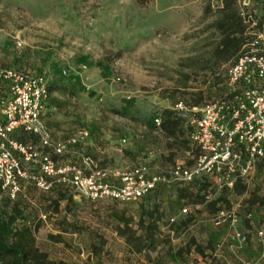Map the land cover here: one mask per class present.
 Wrapping results in <instances>:
<instances>
[{
    "label": "rangeland",
    "instance_id": "1",
    "mask_svg": "<svg viewBox=\"0 0 264 264\" xmlns=\"http://www.w3.org/2000/svg\"><path fill=\"white\" fill-rule=\"evenodd\" d=\"M233 1L247 24L245 40L263 32L264 0ZM222 6L223 0H0V67L45 77V131L64 139L87 128L83 147L97 167L170 165L184 158L186 144L152 123L174 114L177 100L200 105L222 90L227 64L200 70L206 45L219 39L214 21ZM191 186L168 185L119 202L25 185L15 200L0 195V207L13 217L10 238L24 245L29 264H264V237H256L248 219L264 214V157L232 189L208 180ZM179 204L194 215L183 227L169 221ZM227 207L249 235L239 249L228 230L210 223Z\"/></svg>",
    "mask_w": 264,
    "mask_h": 264
},
{
    "label": "built area",
    "instance_id": "2",
    "mask_svg": "<svg viewBox=\"0 0 264 264\" xmlns=\"http://www.w3.org/2000/svg\"><path fill=\"white\" fill-rule=\"evenodd\" d=\"M224 72L217 97L200 105L177 100L172 106L187 141L182 160L154 167L140 162L118 169L96 166L83 147L90 137L87 128H77L64 139H53L45 131L41 115L49 92L44 76L0 67V195L15 200L24 196L25 185H32L42 192L60 188L90 201L132 202L159 185L183 186L199 178L219 190L232 189L237 181L249 179L264 157V31L246 40ZM115 81H122L121 76ZM160 123L155 117L157 128ZM16 132L31 134L35 141H22ZM188 213L186 205L180 206L170 224ZM210 223L228 230L237 249L249 241L233 207L217 209ZM251 225L262 239L264 214L259 221L252 217Z\"/></svg>",
    "mask_w": 264,
    "mask_h": 264
},
{
    "label": "trees",
    "instance_id": "3",
    "mask_svg": "<svg viewBox=\"0 0 264 264\" xmlns=\"http://www.w3.org/2000/svg\"><path fill=\"white\" fill-rule=\"evenodd\" d=\"M258 2L259 1H257V3ZM220 12V15L214 21V27L219 32V39L216 42L208 43L206 47L209 45L210 47L206 48L200 55V59L202 62V65H200V70L202 71L207 70L213 72L215 71V69L219 68V66L233 62L238 56L242 45L246 42L244 33L247 24H245L244 22L245 19L239 15V9L235 5V2L233 0H223V6L220 8ZM224 73L223 79L225 75ZM47 88L48 92L50 93V87L48 85ZM48 100L49 95L46 104L48 103ZM152 126L157 128L154 123H152ZM157 129H159L166 137H181V141L184 142V144H186L187 142L184 138V131L181 121L173 114L171 110L164 114V117L161 119L159 128ZM185 148H187V145L185 146ZM203 181H207V179H195L190 184L183 186L185 188L186 186H189V188L191 189V185L194 186ZM165 186L168 185H159L150 193L158 191ZM60 191L62 190L60 189ZM150 193H148L146 196H148ZM180 206H182V204L177 205L176 213ZM252 216L253 215L251 214V217L248 219H251ZM190 217H194V215L189 212L186 216L181 218L179 217L174 225L183 227L186 219ZM12 218L13 217H11V215L9 216L7 212H5L0 207V264H27L29 257L24 245L20 241L11 240L10 238L12 235ZM220 230L224 232L223 229ZM217 234L218 233L213 234V236L216 237L212 240L214 247H217V244H219Z\"/></svg>",
    "mask_w": 264,
    "mask_h": 264
}]
</instances>
